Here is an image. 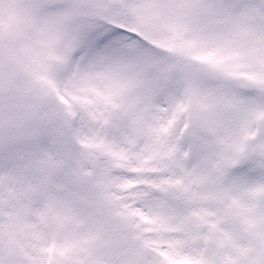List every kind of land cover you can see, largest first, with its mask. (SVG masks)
I'll list each match as a JSON object with an SVG mask.
<instances>
[{
    "label": "snow or ice",
    "instance_id": "obj_1",
    "mask_svg": "<svg viewBox=\"0 0 264 264\" xmlns=\"http://www.w3.org/2000/svg\"><path fill=\"white\" fill-rule=\"evenodd\" d=\"M0 264H264V0H0Z\"/></svg>",
    "mask_w": 264,
    "mask_h": 264
}]
</instances>
